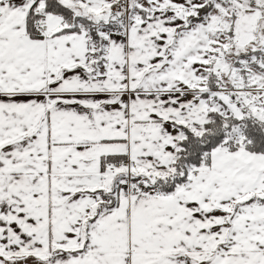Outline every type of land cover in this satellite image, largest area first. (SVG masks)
Returning a JSON list of instances; mask_svg holds the SVG:
<instances>
[{
    "label": "snow or ice",
    "instance_id": "6c2138e0",
    "mask_svg": "<svg viewBox=\"0 0 264 264\" xmlns=\"http://www.w3.org/2000/svg\"><path fill=\"white\" fill-rule=\"evenodd\" d=\"M0 264H264V0H0Z\"/></svg>",
    "mask_w": 264,
    "mask_h": 264
}]
</instances>
